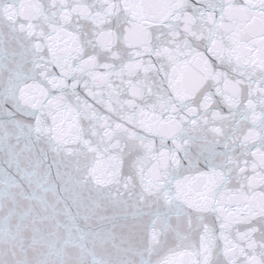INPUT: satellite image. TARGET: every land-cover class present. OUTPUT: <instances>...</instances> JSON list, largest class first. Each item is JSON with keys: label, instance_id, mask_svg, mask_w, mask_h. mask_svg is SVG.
I'll return each instance as SVG.
<instances>
[{"label": "water", "instance_id": "1", "mask_svg": "<svg viewBox=\"0 0 264 264\" xmlns=\"http://www.w3.org/2000/svg\"><path fill=\"white\" fill-rule=\"evenodd\" d=\"M0 264H264V0H0Z\"/></svg>", "mask_w": 264, "mask_h": 264}]
</instances>
